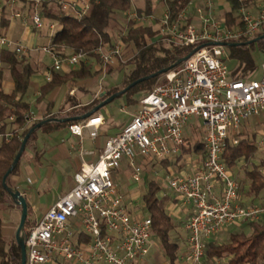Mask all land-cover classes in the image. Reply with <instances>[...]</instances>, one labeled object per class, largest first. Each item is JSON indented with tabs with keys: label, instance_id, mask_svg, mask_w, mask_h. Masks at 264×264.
<instances>
[{
	"label": "built area",
	"instance_id": "2783aa9c",
	"mask_svg": "<svg viewBox=\"0 0 264 264\" xmlns=\"http://www.w3.org/2000/svg\"><path fill=\"white\" fill-rule=\"evenodd\" d=\"M2 0H0L1 3ZM10 7L17 0H5ZM26 17L14 11L11 19L30 20L35 30L53 23H45L37 6ZM166 2V0H158ZM241 1V0H239ZM62 13L81 16L89 8L80 0H56ZM208 5L211 1L208 0ZM183 9L171 21L168 8L158 19L160 38L168 45L189 47L192 52L180 65L163 75V81L138 101V107L120 133L108 138L97 161L85 165L75 173L73 188L51 206L27 229L25 235V264H56L61 256L64 262L82 264H137L149 254L152 245V222L149 216L140 217L126 204L113 179L123 161H127L131 179L141 182L142 162L162 163L182 158L183 129L190 118L202 123L204 156L198 169L191 175L169 174L163 187L193 209L184 229L187 233L185 264H204V243L227 227L264 219V206L242 205L240 183L223 162L229 134L238 127L248 125L251 119L264 128V63L258 79L251 76L241 79L231 77L227 66V45L240 39H250L264 28V7L258 6L255 14L246 6L238 11L240 27L228 28L196 8L201 25L188 23ZM127 20L140 25L156 21L153 14H128ZM10 50L15 56H26L29 48L20 42L0 35V50ZM49 55L51 66L45 74L49 81L53 71L87 63L89 58L81 53L61 57L51 47H43ZM99 62L102 77L108 66L124 63L122 45L114 40L108 47H98L92 52ZM94 115V114H93ZM26 120L34 119L30 113ZM103 116L97 114L68 127L69 133L92 141L99 137ZM3 136H1L2 138ZM10 135L4 136L8 141ZM257 151L264 152V131L259 134ZM78 218L90 243L86 251L74 247L70 234L55 241L62 234L69 219ZM87 253L88 258L85 255Z\"/></svg>",
	"mask_w": 264,
	"mask_h": 264
},
{
	"label": "trees",
	"instance_id": "16d2710c",
	"mask_svg": "<svg viewBox=\"0 0 264 264\" xmlns=\"http://www.w3.org/2000/svg\"><path fill=\"white\" fill-rule=\"evenodd\" d=\"M188 1L166 0V7L171 21L186 7ZM226 1L230 6V12L224 16V22L228 28H238L240 27L238 11L241 7L246 6L247 2L245 3L242 0ZM251 1H259L264 7V0ZM18 2H24V0H17ZM87 2L89 8L81 16L63 14L56 0H40L36 7L38 13L45 18L46 22L54 24L55 30L49 46L54 53L61 57L82 52L89 59L95 58L99 63L98 58L92 53L93 50L98 47H108L118 38L122 45V54L126 62H118L123 69V78L120 85L108 89L97 102L94 101L89 106L83 107L78 113H88L107 97L121 91L138 79L173 66L177 61L187 57L193 50L189 47L168 45L160 38V30L153 25H140L133 20H127L125 24H122V16H125L132 8L131 0H87ZM146 2L145 9L142 12L137 11V15L142 13L152 14L150 9L152 0H146ZM28 7L30 15L35 8L34 1H30ZM7 14L6 7H3L0 12V27H6L9 24ZM114 26L120 30L115 39ZM262 36H264V28L258 31L254 37L240 39L234 43L238 45L227 48L228 58L235 62V67L231 72L233 78H246L255 70L251 55L255 43L252 41ZM26 57H17L10 50H0V134L3 136L0 142V212L4 208L12 206V200L2 186V178L18 153L23 138L42 120H57L59 118L57 114H50V109L49 113L39 120L34 118L29 122L25 119V116L31 113L30 106L25 101V95L36 73L35 68L27 61ZM5 73L8 74L12 83L10 91H5L2 87ZM97 75H100V70L98 68L94 69L93 64L84 62L72 67L67 72L53 71L50 80L40 87L38 100L44 99L47 94L60 86L74 85L82 79H91ZM161 77H163V74L139 83L117 99L124 97L126 105L136 108L138 107V101L133 99V95L138 92L142 95L149 93L154 83ZM76 122H52L43 125L31 134L25 149L35 137L37 131L43 132V134L50 133L60 128L69 127ZM6 134L10 135L8 141L4 139ZM183 136L182 153L185 155L189 154L191 144L188 137H185V134ZM228 141H226V149L222 157L227 169L234 167L241 160L244 163L249 162L250 158L256 155V145L252 141L242 140L236 146L229 144ZM201 142L202 140L196 138L192 141L193 152H200V160L204 156V146ZM165 162L167 161L161 164H165ZM17 167L18 163L6 179L8 187L9 178L16 172ZM242 167H245V165ZM251 168L245 174L248 180L245 192L243 185L240 183V195L242 194L245 198L257 196L264 189V152L258 164L253 165ZM159 191L160 187L154 181H150L147 183L146 191L141 199H143L144 207L152 222V234L158 239L159 247L169 264H173L178 257L179 244L176 239H172L170 234L176 228L177 223H174L171 216L164 210L157 196ZM242 202V205H252ZM28 217L29 213L25 224L26 231L29 225ZM236 227L237 229L230 232L225 240H219L214 236L205 241L202 257L204 264H264V219L258 222H244ZM1 232L0 228V264H20L17 244L15 242L9 244Z\"/></svg>",
	"mask_w": 264,
	"mask_h": 264
},
{
	"label": "crops",
	"instance_id": "0c3cea01",
	"mask_svg": "<svg viewBox=\"0 0 264 264\" xmlns=\"http://www.w3.org/2000/svg\"><path fill=\"white\" fill-rule=\"evenodd\" d=\"M30 1L32 0H24V2H18L14 7H10L5 0H2L0 3V12L3 7H6L8 12L7 17L9 19V24L6 27H0V35H4L12 41L20 42L29 49L35 46L37 38H49V45L50 41L52 40L51 37L53 35L52 30H50L47 26L43 30H35L32 24H28L30 23L29 19L26 22L11 19L12 13L14 11L21 12V14L28 17L30 13L28 9V3ZM80 1L87 2V0ZM210 1L211 5H208V0H189L186 7L184 8L185 17L187 18L188 23H190L196 28L200 27L201 22L199 20V16L196 13V8H201L204 15H208L221 23H225L224 16L230 12V6L228 5L227 1ZM242 1L245 3L247 2V4L245 5L247 9L253 14L257 12L258 6L262 5L259 1ZM131 2V10L125 16H122L125 20L128 14H134L137 13V11L142 12L145 9L147 3L146 0H131ZM150 7V9L152 10V14L156 17V21L153 23H149L148 25H153L155 28L159 29V25L157 22L164 10L166 9V2L152 0ZM22 11H26L27 14L23 13ZM67 15L74 16V13L69 12L67 13ZM42 18L44 19V22L46 24L52 23L46 22L45 18ZM15 21H20L21 29L17 30L14 24ZM17 32L20 34V37H13V34ZM257 38L258 40L254 42V49L255 47H257L263 53L264 42L261 43L260 41L264 40V36ZM26 58L28 59L27 61L35 68L36 77L34 76V81L31 82V84L35 82L33 92H31V95L29 96L27 91L25 95V101L30 106L31 114L37 120L41 119L45 114L49 113L50 109V114L59 115V118L57 119H63L66 117H80L82 115L84 116L83 113L78 112L83 109V107L85 108L89 106L92 102H97L102 97L101 95L105 94L106 90H110V88L119 86L123 78V69L119 65V63L115 62L113 65L107 67L105 73V76L108 75L115 77V83L113 84H102L99 78L100 75H97L96 77H93L91 79H82L74 85L60 86L54 89L49 94H47L44 99L38 100L40 96V87L46 83L45 74L48 68H50V66L44 65L43 62H41L38 58H32L30 56ZM253 62L255 65L254 71L259 69L261 75L263 63H261L257 67L254 59ZM89 63L90 62L88 60L87 64ZM70 69L71 68L69 67L65 68L64 70H62V72H67ZM39 73L40 76H38ZM252 74L253 73L251 72L248 76ZM230 75L232 77L231 71ZM2 87L5 89V91H10L12 88V83L10 82L7 73L4 74ZM89 96L91 97V99L89 101H86V98H89ZM135 111L133 113H135ZM97 114H101L103 116V125L99 129V137L94 141L86 138L85 136L83 139H79L78 137L73 136L69 133L68 127H64L52 131L50 133L44 134L43 132L37 131L33 140H31L28 146L26 147L19 162H17L18 167L16 169V172L9 178V187L14 191H18L26 200L27 210L29 213L28 229L35 225L38 220L42 217V215L51 206H53L57 202V200L60 199V197L67 194L73 188V177L75 173H77L82 166L95 163L97 161L99 153L103 148L105 141L108 138L114 137L119 134L121 129L129 122L131 117L130 116L126 120V122L124 121L123 123L117 126L111 123L109 120L107 122V119L101 110H99L94 115ZM185 129H183V134H185ZM180 160L181 158H175L165 162V164L159 163L162 165L163 173H165V175H191L192 173H194L195 169H198L202 162L200 158L195 159V162L190 165V169L188 171H185L183 168L185 162L182 163ZM125 163V166L128 168L127 161H125ZM140 163L144 167L145 172L153 171L152 166L155 164L154 162L140 161ZM119 170L120 168L116 172H113L114 181L115 176L119 173ZM150 181H154L156 185L160 187V190L165 189L163 187V184H160L159 181L150 179L148 182ZM115 183L117 184L116 181ZM118 188L124 199L126 198V196H128L129 199L127 186L125 185L120 187L118 185ZM131 194H133V191L130 192V195ZM158 197L161 203H164V207L165 205L167 206V213L171 216V218L172 215L179 218V224H181L180 227L185 232V238H182L180 236H176L177 238H172L176 239L178 243L179 240H184L186 242L187 233L184 229V224L187 222L193 209L189 205L185 206L181 202V200H179V198H176L174 196V194L171 195L166 191H164L163 194ZM240 197L241 200L245 198L242 194L240 195ZM125 203L128 204L127 201ZM132 210L133 212H135L133 208ZM19 217L20 208L15 206L13 202L11 207L4 208L3 211L0 212V228L2 231L1 233L6 238L9 244L15 242L14 235L19 223ZM62 234H65L64 237L70 234V242H72L71 244L76 248L82 249L84 252L86 251L87 245L88 243H90V239L86 235L84 228L81 226L80 220L78 218L69 219L66 225V229ZM62 234L55 236V241H60L61 239H58V236H61ZM185 251H187L186 248L184 249V252H182V250L180 251L179 248L177 260L173 264H185L183 259L186 253ZM85 255H87V253ZM88 256L89 255L85 257L88 258ZM56 264L82 263L76 261L73 263H67L63 261L61 256H58ZM137 264H169V262L167 258L163 255L159 244L157 248H155L154 244H152L149 250V254Z\"/></svg>",
	"mask_w": 264,
	"mask_h": 264
},
{
	"label": "rangeland",
	"instance_id": "374dc122",
	"mask_svg": "<svg viewBox=\"0 0 264 264\" xmlns=\"http://www.w3.org/2000/svg\"><path fill=\"white\" fill-rule=\"evenodd\" d=\"M23 12V11H22ZM26 13L27 12H23ZM127 21V17L126 20L122 19L121 23L125 24ZM17 30L21 29L20 25V21H15L14 22ZM29 25H31V22L28 23ZM116 30V31H114ZM114 39L115 37L118 35V33L120 32V30H118V27L114 26ZM54 33V29L52 30V34ZM13 37L18 38L20 37V34L17 32L15 34H13ZM49 38H40V39H36V44L33 48L29 49L28 53H27V57H35L38 58L41 62H43L44 65L47 66H51V59L49 57V55H47L44 51H43V47L48 46L49 43ZM261 43L264 42V40L260 41ZM251 55L255 61L256 66L258 67L261 63H264V52L262 53L260 49H258L257 47H255V49L253 51H251ZM89 62L91 64L94 65V69L98 68V64L96 59H89ZM227 66L229 68V71L232 72V70L235 67V62L233 60L228 59L227 60ZM106 73V72H105ZM252 79H258L260 76V72L259 69H257L256 71L252 72ZM40 76V73L39 75ZM36 77V76H35ZM100 82L103 84L105 83V85H110L115 83V77L113 76H103L100 74ZM34 79V78H33ZM34 81V80H32ZM163 81V78L161 77L160 79H158L153 87L157 84H160ZM34 83L31 84L29 90H28V95H31V92H33V88H34ZM152 87V88H153ZM107 91V90H106ZM142 93L138 92L136 94L133 95V99L136 101H139L140 98L142 97ZM91 99V97L89 96V98H86V101H89ZM136 110V108L134 106H128L126 105V100L124 97L119 98L114 100L113 102L109 103L108 105H106L105 107L101 108L102 113L104 114V116L108 120L115 124V125H120L121 123H123L124 121L126 122V120L132 116L134 113V111ZM131 118V117H130ZM259 120L258 119H251L248 123V125H242L240 127H238V129L234 132L229 134V144L236 146L239 142H241L242 140H246V141H252L255 145L257 144V142L259 141V134L261 132L264 131V128L262 127L263 125L257 124ZM202 131V132H201ZM185 137H188L189 141H190V152L189 154H185L182 156L181 158V162L184 163V170L188 171L190 169V165L195 162V159L200 158V152L199 153H195L193 152L192 149V141L196 138L197 140H202L203 138V129H202V123L201 121L195 119V118H190L186 129H185ZM257 150V149H256ZM262 153L257 151L256 155H254V157L250 158L249 162H245L243 160L237 162V164L234 165V167L229 168L230 170L233 171L232 176L235 177L239 183H241L244 187V192L247 190V185H248V180L245 177V174L247 171L251 170L253 165H257L259 159L261 158ZM245 165V167H242L243 165ZM126 163L125 161H123L120 165V170L119 173L115 176V181L117 182V184L122 187V186H127L128 188V193H129V199L128 196H126V198L123 200L128 203V206L132 209L135 210V213L140 216V217H146L148 216V212L144 207V202L142 198V195L144 194V192L146 191L147 188V183L150 179L153 180H157L160 182V184H163L164 179H165V173H163V169H162V165L159 163H155L152 168L153 171L151 172H145L144 167L142 166V171H141V182L140 183H136L131 179L130 176V170L125 166ZM126 167V168H125ZM144 170V171H143ZM177 175H182V174H177ZM133 191V194L130 195V192ZM166 191L168 193H170L171 195H173V193L169 190H160L157 194V196H161L163 194V192ZM242 203H246V204H252L254 206H258V205H264V189L261 190V192L254 197L251 198H243ZM164 204V203H163ZM162 204L163 208H165V211L167 212V206ZM172 219L174 221V223H177L176 228L174 229L173 232H171L170 236L171 237H176V236H180L182 238H185V232L183 229H181L179 224V218L172 215ZM237 229L236 226H230L227 227L220 235H217L216 238L219 240H225L228 236V234L230 232H233ZM65 236V234H62L61 236H58V239H62ZM172 238V239H173ZM177 238V237H176ZM174 240V239H173ZM151 242L152 244H154V247L157 248L159 241L158 239L152 234L151 235ZM180 246V251L182 250V252H184V249H187V244L186 242L180 241L178 243ZM179 254V253H178Z\"/></svg>",
	"mask_w": 264,
	"mask_h": 264
},
{
	"label": "water",
	"instance_id": "95a60500",
	"mask_svg": "<svg viewBox=\"0 0 264 264\" xmlns=\"http://www.w3.org/2000/svg\"><path fill=\"white\" fill-rule=\"evenodd\" d=\"M258 40L255 39L252 42H256ZM238 44H230L227 45L226 47H230V46H236ZM188 57V56H187ZM187 57L177 61L173 66L167 68V69H163L157 73H154L152 75H149L147 77L138 79L134 82H132L131 84H129L127 87H125L124 89H122L121 91H118L114 94H112L111 96L107 97L105 100H103L102 102H100L97 106H95L91 111H89L88 113L84 114V116H80V117H72V118H63V119H47V120H42L41 122H39L38 124H36L27 134L26 136L23 138L20 148L18 150V153L16 154L11 166L9 167V169L7 170V172L5 173V175L2 178V186L4 188V190L8 193L9 197L11 198L13 204L17 207L20 208V217H19V223L17 226V229L15 231V235H14V240H15V244H17V248L19 249V254H20V264H25V260H26V248H25V235H26V229H25V224H26V219H27V214H28V210H27V203L25 198L18 192V191H14L11 188H9L6 184V179L8 178V176L11 174V172L14 170V168L17 165V162H19L24 150H25V146L26 143L29 139V137L31 136V134L40 129L43 125L48 124V123H52V122H59V123H66V122H76V121H81L84 120L90 116H92L93 114L97 113L99 110H101V108L105 107L106 105H108L109 103L113 102L114 100H116L118 97H120L121 95H123L125 92H127L128 90H130L132 87H134L135 85L142 83L144 81H147L149 79L155 78L158 75H164L165 73H167L168 71L172 70L173 68H175L176 66L180 65L183 61H185L187 59ZM104 94H102L101 96H103Z\"/></svg>",
	"mask_w": 264,
	"mask_h": 264
}]
</instances>
